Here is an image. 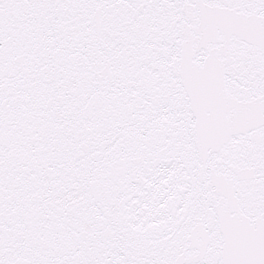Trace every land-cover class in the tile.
I'll list each match as a JSON object with an SVG mask.
<instances>
[{"label": "snow or ice", "instance_id": "6c2138e0", "mask_svg": "<svg viewBox=\"0 0 264 264\" xmlns=\"http://www.w3.org/2000/svg\"><path fill=\"white\" fill-rule=\"evenodd\" d=\"M0 264H264V0H0Z\"/></svg>", "mask_w": 264, "mask_h": 264}]
</instances>
